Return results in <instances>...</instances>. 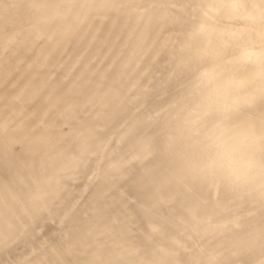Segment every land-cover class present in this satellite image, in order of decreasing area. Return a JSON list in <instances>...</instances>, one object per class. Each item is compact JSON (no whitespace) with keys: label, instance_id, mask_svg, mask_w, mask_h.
I'll use <instances>...</instances> for the list:
<instances>
[{"label":"bare ground","instance_id":"6f19581e","mask_svg":"<svg viewBox=\"0 0 264 264\" xmlns=\"http://www.w3.org/2000/svg\"><path fill=\"white\" fill-rule=\"evenodd\" d=\"M264 0H0V264H264Z\"/></svg>","mask_w":264,"mask_h":264},{"label":"clouds","instance_id":"9594fccd","mask_svg":"<svg viewBox=\"0 0 264 264\" xmlns=\"http://www.w3.org/2000/svg\"><path fill=\"white\" fill-rule=\"evenodd\" d=\"M210 161L226 179L264 183V137L251 132L221 133L209 146Z\"/></svg>","mask_w":264,"mask_h":264}]
</instances>
